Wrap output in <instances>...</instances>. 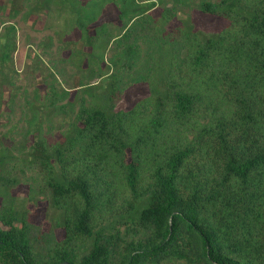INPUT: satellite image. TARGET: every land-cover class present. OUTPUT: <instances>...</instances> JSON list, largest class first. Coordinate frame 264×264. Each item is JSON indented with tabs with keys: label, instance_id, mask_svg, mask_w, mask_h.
<instances>
[{
	"label": "trees",
	"instance_id": "trees-1",
	"mask_svg": "<svg viewBox=\"0 0 264 264\" xmlns=\"http://www.w3.org/2000/svg\"><path fill=\"white\" fill-rule=\"evenodd\" d=\"M185 7L227 23L170 28ZM25 8L63 18L65 63L84 74L65 87L49 67L31 128L0 139V264H264V0L0 2V109L17 48L3 18ZM139 83L148 95L120 107ZM56 113L52 141L42 119Z\"/></svg>",
	"mask_w": 264,
	"mask_h": 264
},
{
	"label": "rangeland",
	"instance_id": "rangeland-1",
	"mask_svg": "<svg viewBox=\"0 0 264 264\" xmlns=\"http://www.w3.org/2000/svg\"><path fill=\"white\" fill-rule=\"evenodd\" d=\"M0 2L1 4H5L6 7H10L11 0H0ZM49 7L46 10H49ZM26 9L14 19L8 17L3 18L4 20H8V23H15L17 27V48L13 54L15 68L13 82L15 90L10 88L6 89L3 104L1 105L2 109H0V139L5 136L3 139L8 145L17 144L22 141L23 133L31 128L32 124L30 125V120L37 114L36 109L41 105V101L38 100V95H43L46 89L45 87L51 80L49 67L53 68L56 72L60 71L61 74L58 75V78L64 82L63 85L65 87H71L84 74L76 66L65 63L70 53L69 50L74 44L68 47L65 43L67 39L64 41L61 39L63 34L69 32L68 27L63 30V27L65 28L66 25L59 24L63 18H58L56 13L49 14L48 12H44L42 17L34 23V19L36 18L34 14L29 19L23 18ZM48 16H54L56 18L53 19L54 24H51V27H49L50 23H46ZM106 16L114 20L116 18V12H113L112 9L110 12H107ZM182 23L186 27L199 31L203 36H210L221 30L227 21L219 16L185 7L184 11L179 12L178 17L170 24V28L179 26ZM2 29L3 26L0 24V34L3 31ZM78 37V32H73L67 38L70 41H76ZM37 54L40 56V59L36 60L34 57ZM75 93L76 91H73L71 97ZM148 93L149 89L147 84H134L126 90L119 106L130 108L137 100L148 95ZM11 95L14 98L10 99ZM80 96H82V93ZM44 114L42 118H45ZM38 116L39 119L35 121L36 124H39L41 121L40 113H38ZM63 120L64 117L60 114L54 115L51 122L42 119L44 123V134L50 140L54 141L60 136V131L57 128ZM49 126L53 128L51 129ZM27 191L28 184L23 182L17 187L15 193L24 196ZM29 208L32 211V220L46 229L49 228L50 222L46 215L49 210L47 209V202L45 200L31 202ZM57 235L59 238H62L64 236L63 229H59Z\"/></svg>",
	"mask_w": 264,
	"mask_h": 264
}]
</instances>
